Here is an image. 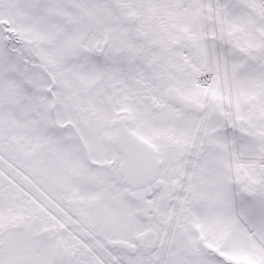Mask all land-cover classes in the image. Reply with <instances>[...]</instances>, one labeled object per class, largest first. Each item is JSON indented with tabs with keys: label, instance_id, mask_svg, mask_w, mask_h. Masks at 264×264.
<instances>
[{
	"label": "snow or ice",
	"instance_id": "snow-or-ice-1",
	"mask_svg": "<svg viewBox=\"0 0 264 264\" xmlns=\"http://www.w3.org/2000/svg\"><path fill=\"white\" fill-rule=\"evenodd\" d=\"M0 264H264V0H0Z\"/></svg>",
	"mask_w": 264,
	"mask_h": 264
}]
</instances>
